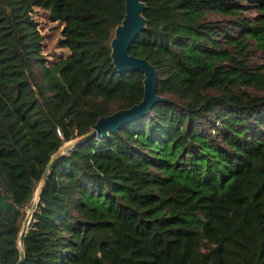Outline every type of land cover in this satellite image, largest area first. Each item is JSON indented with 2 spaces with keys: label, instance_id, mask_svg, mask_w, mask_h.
Segmentation results:
<instances>
[{
  "label": "trees",
  "instance_id": "obj_1",
  "mask_svg": "<svg viewBox=\"0 0 264 264\" xmlns=\"http://www.w3.org/2000/svg\"><path fill=\"white\" fill-rule=\"evenodd\" d=\"M258 1L251 20L223 0H144L128 54L166 102L57 156L41 182L62 146L141 100L142 75L109 58L123 0H0V264L19 248L21 264H264V98L246 91H264ZM34 8L61 25L65 59L41 55ZM210 10L240 29L225 48ZM250 43L261 66L245 64Z\"/></svg>",
  "mask_w": 264,
  "mask_h": 264
},
{
  "label": "water",
  "instance_id": "obj_2",
  "mask_svg": "<svg viewBox=\"0 0 264 264\" xmlns=\"http://www.w3.org/2000/svg\"><path fill=\"white\" fill-rule=\"evenodd\" d=\"M123 3V18L120 24L114 28L109 42V58L116 72H139L142 75V98L137 104L128 109L113 111L108 116L98 118L88 134L62 146L51 156L40 178L41 182L46 178L50 164L57 156L88 138L94 137L97 140L105 138L108 134L114 133L120 126L147 116L150 108L154 104L166 102L164 98H160L156 95L157 75L154 68L148 64L146 60L138 59L128 54V48L134 38L145 30L146 21L142 17L144 0H123ZM31 212L32 206L28 209L27 215ZM26 222L25 218L22 222V227ZM17 246H19V243H17ZM22 258L23 254L19 248L18 261L16 264H21Z\"/></svg>",
  "mask_w": 264,
  "mask_h": 264
},
{
  "label": "rangeland",
  "instance_id": "obj_3",
  "mask_svg": "<svg viewBox=\"0 0 264 264\" xmlns=\"http://www.w3.org/2000/svg\"><path fill=\"white\" fill-rule=\"evenodd\" d=\"M228 4H236L239 5L242 10V15L251 20L255 19L258 16V12L256 9V4L259 2L258 0H223ZM32 20L37 24V30L39 34L42 36L41 43V55L46 60L47 64H53L60 59H65L67 57V51L61 49L59 47L60 42V31L61 25L57 23H50L47 20L46 13L39 9L34 8L31 12ZM203 22L211 23L212 27L216 31H220L223 35L218 36V40L222 43L223 48L226 47L225 38H236L240 32L236 22L232 18H225L217 15L214 11H206L205 15L202 18ZM245 64L247 67L251 68L254 66H261L263 64L262 56L259 51H257L253 47V43L249 44V47L246 51ZM264 74V73H263ZM248 94L259 96L264 98V91H256L253 89L246 90ZM214 116L205 117L200 123L196 124V129L198 132L204 134L205 132H210L212 126V122L214 121ZM215 126V125H214ZM250 129V128H249ZM253 130H248V135L253 133ZM215 136V135H214ZM218 138V137H216ZM219 138L217 139L218 142ZM240 141H244V138L239 139ZM32 203H35V198H33ZM27 222L23 226V229L27 226L30 217L27 215Z\"/></svg>",
  "mask_w": 264,
  "mask_h": 264
}]
</instances>
